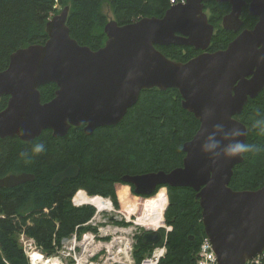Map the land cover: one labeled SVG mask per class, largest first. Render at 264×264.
I'll return each instance as SVG.
<instances>
[{"label": "water", "instance_id": "95a60500", "mask_svg": "<svg viewBox=\"0 0 264 264\" xmlns=\"http://www.w3.org/2000/svg\"><path fill=\"white\" fill-rule=\"evenodd\" d=\"M228 4L222 29L237 36L225 49L208 52L214 27L205 12L207 3ZM257 19L242 29V10ZM65 6L48 20L42 45L19 49L0 72V139L29 143L50 131L65 137L70 128L83 126L90 136L98 128L119 124L143 91L174 89L181 108L192 114L199 128L182 146L181 166L168 172L124 175L121 181L136 196H149L158 187L189 188L201 208L204 236L211 242L216 264H247L264 252V186L235 191L229 185L243 158L225 160L208 146L227 142L225 133L239 132L231 142H246L247 128L236 119L249 100L264 90V0H186L172 5L160 18L145 17L119 26H104L106 41L96 51L70 37ZM159 47H192L200 53L188 61L166 58ZM55 84L54 97L41 102L40 88ZM79 175L76 165L56 174L51 185ZM34 181L28 173L0 179L11 189ZM111 218L110 221H113ZM160 230L144 233L141 242L153 247Z\"/></svg>", "mask_w": 264, "mask_h": 264}, {"label": "trees", "instance_id": "16d2710c", "mask_svg": "<svg viewBox=\"0 0 264 264\" xmlns=\"http://www.w3.org/2000/svg\"><path fill=\"white\" fill-rule=\"evenodd\" d=\"M56 1L70 8L67 27L72 39L93 51L104 46L103 29L108 20L101 8L106 0H0V72L7 68L15 51L46 42L45 26L55 15ZM109 3L113 20L119 26L145 17L160 18L171 7L170 0H109ZM206 9H210L208 20L214 27L208 52L225 49L236 36L221 26L230 7L211 2L205 4ZM242 21L244 28L251 29L256 19L243 10ZM156 49L166 58L182 63L198 54L192 47L156 46ZM55 91V84L41 87V102L51 100ZM7 100L8 97L0 99V111ZM236 119L247 128L246 142L264 146V136L251 128L254 120L264 119V90L247 102ZM198 128L194 116L181 108L176 90L152 89L141 92L119 124L98 128L90 136L84 134L81 126L70 128L63 138H53L50 131H44L29 143L17 138L0 139V179L20 173L34 176L32 182L11 189L0 188V264H29L17 241L21 235L32 239L46 255H52L64 239L90 230L84 226L93 218L95 208L75 207L71 202L80 190L90 197L110 198L116 210L121 205L124 211L130 209L129 215L138 201L151 198L146 202V213L136 220L151 217L160 227L168 199L164 218L171 230L165 235L161 230L166 253L160 264H196L205 236L195 192L183 187H158L152 195L136 196L121 178L160 170L168 172L181 166L182 146ZM37 143L45 146L38 154L32 152ZM70 165L78 167V177L53 187L52 178ZM229 186L235 191L263 187L264 151L246 154L234 168ZM152 249L144 246L140 238L133 253L136 262Z\"/></svg>", "mask_w": 264, "mask_h": 264}, {"label": "rangeland", "instance_id": "374dc122", "mask_svg": "<svg viewBox=\"0 0 264 264\" xmlns=\"http://www.w3.org/2000/svg\"><path fill=\"white\" fill-rule=\"evenodd\" d=\"M62 8L63 6L59 5L56 1L54 14L57 15ZM209 10L210 9L205 10L207 16L210 15ZM101 11L107 16L108 21L114 19L109 0H106L103 3ZM163 190H165L167 196L166 189L164 188ZM122 191L125 193L126 189L122 188ZM81 192L87 195L85 191L81 190ZM94 197L98 196H93L91 198ZM100 198L105 200L109 206L106 207L104 211H97L94 207L96 211L93 218L84 226L90 228V230L85 231V233L83 232L80 236L71 235L67 239H64L61 241L60 248L52 255H46L45 252L34 242H31V239L28 237H25L27 240L24 242H21V236L19 238L17 237V241L21 249L24 253H27L25 256L27 257L29 264H31V258H29V256L32 257L33 254L41 256L44 264L53 263L51 262L52 260H57L59 264H126L121 263L123 258L120 254V252H124L126 245V248L129 249L128 256L135 264H139L145 257H150L155 248L148 252L139 263L136 262L133 253L135 251V246L138 245V240L144 233L150 231L148 227L146 228L144 226L137 225L135 221L137 217L141 216L144 212L146 213V202L151 198L141 199L138 201L131 215H129L130 209L124 211L122 205L120 210H116L110 198ZM108 199L109 202L107 201ZM71 202L75 207L82 206L75 205L73 203V199ZM167 205L163 213V222L161 227L158 228L164 231L163 235L171 229L165 224L164 216ZM111 218H114V220L110 221ZM149 218L152 219L151 217ZM154 223L156 224L155 221Z\"/></svg>", "mask_w": 264, "mask_h": 264}, {"label": "clouds", "instance_id": "9594fccd", "mask_svg": "<svg viewBox=\"0 0 264 264\" xmlns=\"http://www.w3.org/2000/svg\"><path fill=\"white\" fill-rule=\"evenodd\" d=\"M251 128L256 131V133L260 136H264V119L254 120L251 124ZM239 132L225 133V139L229 142L225 143L223 147H221V142L216 141L208 146V152H216L217 155L221 156L225 160H231L235 158H243L246 154H258L264 151V146L248 143V142H240L239 140H235L231 142L236 136H239ZM247 135V133H245ZM45 150V146L43 143H37L33 146L32 152L41 153Z\"/></svg>", "mask_w": 264, "mask_h": 264}, {"label": "built area", "instance_id": "2783aa9c", "mask_svg": "<svg viewBox=\"0 0 264 264\" xmlns=\"http://www.w3.org/2000/svg\"><path fill=\"white\" fill-rule=\"evenodd\" d=\"M184 2L185 0H170L171 5H174L177 3H184ZM107 201L109 202V199ZM23 236L24 235H21V238H20L21 242H24L27 240L25 239V236L24 237ZM31 242H34V241L31 239ZM128 250L126 252L125 251L120 252L123 258L121 263L135 264L134 261L131 258H129ZM165 253H166L165 245L164 244L160 245L153 250L150 257H145L139 264H160ZM29 258L31 257L29 256ZM196 264H216V256L212 251L211 242L206 237H204L200 243L199 251L197 253ZM247 264H264V253L257 256L255 259L249 261Z\"/></svg>", "mask_w": 264, "mask_h": 264}, {"label": "bare ground", "instance_id": "6f19581e", "mask_svg": "<svg viewBox=\"0 0 264 264\" xmlns=\"http://www.w3.org/2000/svg\"><path fill=\"white\" fill-rule=\"evenodd\" d=\"M73 202L76 205H85V204L92 205L93 207L96 208L97 211H104L106 209V207L109 206V204L105 200L100 198L99 196L91 198V197H88V196H85V195H77L73 199ZM135 222H136L137 225L144 226L146 228L148 227V229H150V230H156V229H158L160 227L157 223L155 224L154 221L152 219L148 218V217L140 219V220H136ZM126 247H127V245H126ZM126 247H125L124 251L128 250ZM51 262H53V263H50V264H59L57 260H52ZM31 264H44V262H43L41 256H39L37 254H33L32 257H31Z\"/></svg>", "mask_w": 264, "mask_h": 264}, {"label": "flooded vegetation", "instance_id": "af4514ba", "mask_svg": "<svg viewBox=\"0 0 264 264\" xmlns=\"http://www.w3.org/2000/svg\"><path fill=\"white\" fill-rule=\"evenodd\" d=\"M246 1L249 2V0H246ZM243 10H247V9L244 8ZM243 10H242V15H243ZM229 11H230V9H229ZM242 15H241V19H242ZM250 17H251V16H250ZM252 18H254V17H252ZM255 19H256V18H255ZM256 21H257V19H256ZM255 23H256V22H255ZM254 25H255V24H254ZM242 29H247V28H244V26H243ZM236 36H237V34H236ZM236 36H235V37H236ZM197 52H198V54L200 53L199 51H197ZM198 54H197V55H198ZM195 56H196V55H195ZM195 56H194V57H195ZM131 188H132V187H131ZM132 190H133V189H132ZM77 195H85V194H84L83 192L79 191V192L76 193V195L74 196V198H75ZM85 196H86V195H85ZM74 198H73V199H74Z\"/></svg>", "mask_w": 264, "mask_h": 264}]
</instances>
